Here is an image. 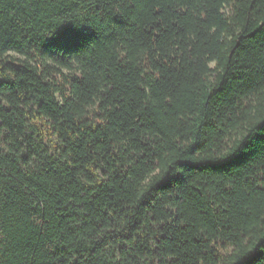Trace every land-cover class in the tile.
Instances as JSON below:
<instances>
[{
	"label": "trees",
	"instance_id": "1",
	"mask_svg": "<svg viewBox=\"0 0 264 264\" xmlns=\"http://www.w3.org/2000/svg\"><path fill=\"white\" fill-rule=\"evenodd\" d=\"M0 264H264V0H0Z\"/></svg>",
	"mask_w": 264,
	"mask_h": 264
}]
</instances>
